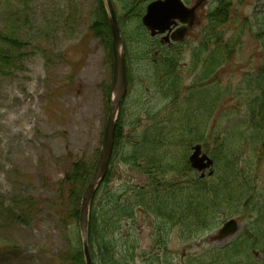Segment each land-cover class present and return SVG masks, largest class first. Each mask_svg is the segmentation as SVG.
Wrapping results in <instances>:
<instances>
[{
    "label": "rangeland",
    "instance_id": "rangeland-1",
    "mask_svg": "<svg viewBox=\"0 0 264 264\" xmlns=\"http://www.w3.org/2000/svg\"><path fill=\"white\" fill-rule=\"evenodd\" d=\"M112 1L126 52L127 78V94L114 133V140L117 135L121 139L119 154L113 160L114 142L108 168L113 176L110 188L118 192L140 187L146 178L124 163L129 146L137 144L153 123L164 124L177 116L172 115V103L158 91L160 83L153 66L164 56L160 53L168 51L164 44L169 40L156 47L157 55L152 51L144 55L142 47L152 46L150 33L162 31L150 30L148 38H139L141 23L128 17L131 5ZM217 1L203 2L189 19L188 31L174 35L175 41L185 43L178 56L172 57L185 76L195 57L192 50L205 35ZM100 2L107 11L104 0H0V37L12 38L15 43L0 40L1 50L10 59L0 66V264H70L69 247L82 248L74 214L80 209L84 186L93 175L100 151L112 80L111 37L107 40L101 27L92 28L101 21L97 15L98 8L102 9ZM184 2L190 7L195 4V0ZM261 31L264 0H232L229 20L219 33L223 42L238 35V46L214 76L201 81L212 91L215 109L205 105L198 111L206 119L211 115L217 131L234 124L229 109L248 105L254 79L264 72ZM193 79L188 75L184 85L190 87ZM133 131L139 137L135 141L130 138ZM206 153L199 143L188 150L186 161L198 177H209L214 171V159ZM78 161L82 172L71 190L66 177L73 176L72 165ZM253 169L264 193V162ZM99 187L92 200L100 196ZM29 199L44 206L28 211ZM232 217L194 241L174 235L164 243L154 241L142 220L135 226L124 223L118 239L126 243L135 231V264H186L190 256L226 246L248 228L247 222ZM231 220L237 223L236 232L213 240ZM94 250L99 253L98 248Z\"/></svg>",
    "mask_w": 264,
    "mask_h": 264
},
{
    "label": "trees",
    "instance_id": "trees-1",
    "mask_svg": "<svg viewBox=\"0 0 264 264\" xmlns=\"http://www.w3.org/2000/svg\"><path fill=\"white\" fill-rule=\"evenodd\" d=\"M123 1L131 6L135 2ZM100 3L102 9L98 8L97 15L101 21L93 23L92 28L101 27L109 40L107 14ZM231 8L232 0H218L216 11L209 16L205 35L198 48L192 50L195 63L192 62L191 71L187 72L194 78L190 87L184 85L188 75H183L182 68L176 65L173 56L168 55L170 50L153 64L155 78L160 83L158 91L172 103L175 109L172 115L177 118L164 124L153 123L137 144L129 146L123 161L146 177L140 187L113 192L110 188L113 176L107 171L99 187L100 196L90 205L87 240L94 264H135V253H132L135 231L126 243L118 239L124 223L131 222L135 226L137 220H142L157 242L164 243L171 235L194 241L216 230L223 220L233 218V215L247 222L248 228L226 246L212 247L190 256L186 264H264V193L253 169L264 162V72L254 79L256 83L249 90L251 100L248 105L229 109L236 121H232L234 124L227 129L217 131L211 123V115L206 119L198 111L205 105L215 109L213 93L201 81L214 76L228 61L226 56L238 46V35L230 42H223V35L219 33L229 20ZM261 32L259 35L264 36V31ZM0 40L14 43L9 37H0ZM9 62L0 48V66ZM177 102H181L180 106H175ZM224 110L222 108V112ZM131 134L134 141L139 138L135 131ZM120 141L117 135L113 160L119 154ZM195 143L201 144L205 153L214 159V171L209 177L192 174L186 161L188 150ZM80 166L81 161L74 163L73 176L66 177L71 190L77 174L82 172ZM42 206L43 202L33 199L27 204L28 211ZM74 218L78 222L79 211L75 212ZM79 245H82L81 240ZM95 247L99 249L98 254ZM69 248L70 264H83L82 248Z\"/></svg>",
    "mask_w": 264,
    "mask_h": 264
},
{
    "label": "water",
    "instance_id": "water-1",
    "mask_svg": "<svg viewBox=\"0 0 264 264\" xmlns=\"http://www.w3.org/2000/svg\"><path fill=\"white\" fill-rule=\"evenodd\" d=\"M206 0H195L192 9H189V19L193 18V13L197 8L198 3H203ZM107 9V20L111 37V52H112V80L110 87V99L108 107V115L104 126L103 139L98 153L97 162L94 168L93 175L84 190L81 198L79 209L78 226L83 243V255L85 264H94L88 244H87V229L88 217L92 199L97 188L102 183L107 174L113 143L114 133L117 124L118 113L122 102L127 94V78L126 65L124 57V43L120 34V28L112 0H104ZM177 2L171 0L168 3L153 2L147 7V14L144 18V24L152 29H159L165 31L166 24L169 20L177 18L180 11L177 9ZM179 11V13H178ZM237 230V223L234 220L229 221L224 227L214 236L213 240H220L227 235L235 233Z\"/></svg>",
    "mask_w": 264,
    "mask_h": 264
},
{
    "label": "flooded vegetation",
    "instance_id": "flooded-vegetation-1",
    "mask_svg": "<svg viewBox=\"0 0 264 264\" xmlns=\"http://www.w3.org/2000/svg\"><path fill=\"white\" fill-rule=\"evenodd\" d=\"M163 2V3H168L170 2L171 0H135L133 6L130 7V10H129V14H128V17L129 18H132L134 20H138L139 23H141V25L139 26V30H138V36L139 38L141 37H145V38H148V35H149V32L150 30H153L154 32H158L159 29H152L150 27H147L145 24H144V18H145V15L147 14V7L148 5H150L151 3L153 2ZM177 3V9L180 11H178L179 14H177V18H173L171 20H169L166 24V26H169V30H166V31H163L162 33H150L151 34V37H152V41H151V44L152 46L151 47H148L147 44L145 45L146 47H142V53L145 55L144 52H147V55L151 54V51L154 53V56L157 55L159 52L158 50H156V47L161 44L163 45L164 41L167 42V40H169L167 43L168 44H164L167 46L168 50V54L169 56H175L177 55L178 56V50L180 48H182L183 44H185L184 42H179V41H175V37L174 35L177 37V35L175 34L176 32L180 34L181 32V35L182 33L184 32H187L188 31V24H189V12L188 10L189 9H192V6L190 7L186 2H184V0H175ZM203 3H198L197 4V8L195 10V13L202 7ZM137 9V11H136ZM123 11H122V15H123ZM121 15V16H122ZM117 16V14H116ZM118 17V16H117ZM123 19V16L120 17V23H121V20ZM187 27V28H186ZM160 32V31H159ZM173 35V37H172ZM169 36V37H168ZM146 39H144L145 41ZM141 41V40H140ZM145 49H148V50H145ZM163 53H160V55H162ZM124 56H126V52L124 51Z\"/></svg>",
    "mask_w": 264,
    "mask_h": 264
}]
</instances>
